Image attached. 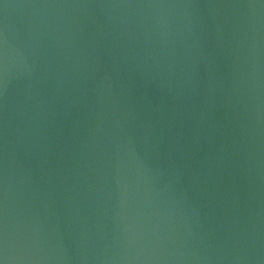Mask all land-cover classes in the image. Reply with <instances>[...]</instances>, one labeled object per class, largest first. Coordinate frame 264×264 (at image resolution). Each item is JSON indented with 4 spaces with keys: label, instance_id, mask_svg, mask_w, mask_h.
Returning <instances> with one entry per match:
<instances>
[{
    "label": "water",
    "instance_id": "1",
    "mask_svg": "<svg viewBox=\"0 0 264 264\" xmlns=\"http://www.w3.org/2000/svg\"><path fill=\"white\" fill-rule=\"evenodd\" d=\"M0 264H264V0H0Z\"/></svg>",
    "mask_w": 264,
    "mask_h": 264
}]
</instances>
